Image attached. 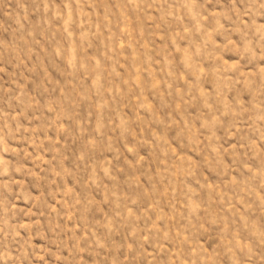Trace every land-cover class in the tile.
Here are the masks:
<instances>
[{"label":"rangeland","instance_id":"374dc122","mask_svg":"<svg viewBox=\"0 0 264 264\" xmlns=\"http://www.w3.org/2000/svg\"><path fill=\"white\" fill-rule=\"evenodd\" d=\"M0 264H264V0H0Z\"/></svg>","mask_w":264,"mask_h":264}]
</instances>
